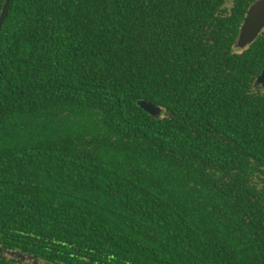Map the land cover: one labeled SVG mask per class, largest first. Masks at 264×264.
<instances>
[{
    "label": "trees",
    "instance_id": "16d2710c",
    "mask_svg": "<svg viewBox=\"0 0 264 264\" xmlns=\"http://www.w3.org/2000/svg\"><path fill=\"white\" fill-rule=\"evenodd\" d=\"M254 1L10 0L0 264H264Z\"/></svg>",
    "mask_w": 264,
    "mask_h": 264
},
{
    "label": "water",
    "instance_id": "95a60500",
    "mask_svg": "<svg viewBox=\"0 0 264 264\" xmlns=\"http://www.w3.org/2000/svg\"><path fill=\"white\" fill-rule=\"evenodd\" d=\"M10 0H5L3 6V11L0 16V27L2 25L4 15L8 9ZM264 28V0H255L248 8L244 21L241 24L238 37L235 41L237 46H245L253 42L254 39ZM255 84H260L264 86V69L257 76ZM138 104L143 108L147 113L153 116H158L160 113V108L149 101L140 100Z\"/></svg>",
    "mask_w": 264,
    "mask_h": 264
}]
</instances>
